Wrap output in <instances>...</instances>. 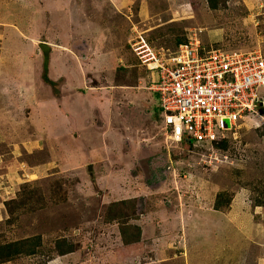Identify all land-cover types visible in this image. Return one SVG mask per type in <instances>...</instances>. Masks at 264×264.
I'll return each instance as SVG.
<instances>
[{
  "label": "rangeland",
  "instance_id": "obj_1",
  "mask_svg": "<svg viewBox=\"0 0 264 264\" xmlns=\"http://www.w3.org/2000/svg\"><path fill=\"white\" fill-rule=\"evenodd\" d=\"M142 35L157 50L177 37L264 49V0H0V240L76 245L5 264H264V120L241 121L225 149L170 140ZM41 43L60 99L41 80ZM26 182L37 196L9 222ZM222 191L232 201L216 210ZM122 200L134 243L107 217Z\"/></svg>",
  "mask_w": 264,
  "mask_h": 264
},
{
  "label": "built area",
  "instance_id": "obj_2",
  "mask_svg": "<svg viewBox=\"0 0 264 264\" xmlns=\"http://www.w3.org/2000/svg\"><path fill=\"white\" fill-rule=\"evenodd\" d=\"M136 44L140 61L155 74L151 88L170 140L213 144L250 116L264 120L263 48L206 50L194 38L174 52L157 51L143 35Z\"/></svg>",
  "mask_w": 264,
  "mask_h": 264
},
{
  "label": "trees",
  "instance_id": "obj_3",
  "mask_svg": "<svg viewBox=\"0 0 264 264\" xmlns=\"http://www.w3.org/2000/svg\"><path fill=\"white\" fill-rule=\"evenodd\" d=\"M219 0H209V4L212 8H217ZM144 36V35H143ZM146 41L148 44L153 47L150 41L146 37ZM186 38L177 37L176 45L179 46L183 42H188ZM43 63L41 70V80L49 85L52 89V93L55 98H61V89L64 84V78L53 79L50 77V66H51V45L41 43L40 45ZM175 50L170 49H160L157 51H167L174 52ZM141 62V61H140ZM142 63V62H141ZM143 65V64H142ZM145 66V65H144ZM149 70V69H148ZM150 71V70H149ZM153 74L154 72L151 71ZM161 111V109H160ZM261 112L264 113V107L261 108ZM183 142H188L190 144H194L193 141H188L186 138ZM182 142V143H183ZM230 139L227 137L221 138L218 141L214 142V145L218 148H227L229 145ZM22 189L17 194L16 198L9 199L6 201V209L10 215L8 221L13 222L18 217L15 215L17 210H22L27 206H32L31 201L37 196V190L33 188V184L30 182H26L22 185ZM44 199V197H41ZM232 201V195L227 191H222L217 194L216 200L214 203V208L216 210H222L224 207H228ZM256 206L264 205L261 201H255ZM130 208L128 206V201H115L111 203L109 207V211L107 213L108 219L115 220L120 225V233L124 242L126 243H134L137 242L141 237V229L139 226H134L132 224L127 225V222L132 218L130 213ZM76 245L69 241L66 238L56 239L53 244L45 245L43 242V237L41 235H33L30 237L20 238L11 241H2L0 240V264H5L10 261H14L19 257H31L36 258L37 255L48 256V258L53 255V251L56 252L60 256H64L74 252ZM49 261V259H48Z\"/></svg>",
  "mask_w": 264,
  "mask_h": 264
},
{
  "label": "crops",
  "instance_id": "obj_4",
  "mask_svg": "<svg viewBox=\"0 0 264 264\" xmlns=\"http://www.w3.org/2000/svg\"><path fill=\"white\" fill-rule=\"evenodd\" d=\"M38 100H39V99H38ZM38 100H37V101H38ZM10 262H11V261H10Z\"/></svg>",
  "mask_w": 264,
  "mask_h": 264
},
{
  "label": "clouds",
  "instance_id": "obj_5",
  "mask_svg": "<svg viewBox=\"0 0 264 264\" xmlns=\"http://www.w3.org/2000/svg\"><path fill=\"white\" fill-rule=\"evenodd\" d=\"M214 144V143H213Z\"/></svg>",
  "mask_w": 264,
  "mask_h": 264
}]
</instances>
